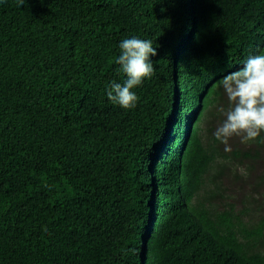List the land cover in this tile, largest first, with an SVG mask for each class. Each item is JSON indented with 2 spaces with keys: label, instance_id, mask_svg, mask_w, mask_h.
Returning <instances> with one entry per match:
<instances>
[{
  "label": "trees",
  "instance_id": "obj_1",
  "mask_svg": "<svg viewBox=\"0 0 264 264\" xmlns=\"http://www.w3.org/2000/svg\"><path fill=\"white\" fill-rule=\"evenodd\" d=\"M260 54L264 0H0V264H264V132L201 127Z\"/></svg>",
  "mask_w": 264,
  "mask_h": 264
},
{
  "label": "clouds",
  "instance_id": "obj_2",
  "mask_svg": "<svg viewBox=\"0 0 264 264\" xmlns=\"http://www.w3.org/2000/svg\"><path fill=\"white\" fill-rule=\"evenodd\" d=\"M26 0H17L21 7ZM120 54L115 63L126 75L123 84L111 82L106 90L108 100L124 109L134 108L139 97L133 91L145 78L154 72L151 57L157 55L151 40L131 37L119 44ZM221 86L227 95L230 107L222 108L225 119L214 132V137L231 151L228 141L240 136L244 141L255 140L264 132V54L250 56L239 70L226 75Z\"/></svg>",
  "mask_w": 264,
  "mask_h": 264
},
{
  "label": "rangeland",
  "instance_id": "obj_3",
  "mask_svg": "<svg viewBox=\"0 0 264 264\" xmlns=\"http://www.w3.org/2000/svg\"><path fill=\"white\" fill-rule=\"evenodd\" d=\"M223 96L226 99L223 100V102L220 104V106L216 110V112H215V116L216 117L215 118H212V117L209 116V119H210L209 124H208V121L203 122L202 125H201L202 130H206L207 128H210L212 130V132L214 133L216 131V129L222 124V122L226 118L225 115H224V112H222L221 109L223 108L224 111H227L226 108L227 107L229 108V106H228L229 101H228V98H227V95L225 94V92L223 93ZM260 169L263 170L264 167H262ZM251 185H252V183H251ZM248 191H249V189L246 188L244 192H248ZM227 201L234 202L235 203V208H239L241 206L240 203H239V201H237L234 198H228ZM223 202H226V200H223Z\"/></svg>",
  "mask_w": 264,
  "mask_h": 264
}]
</instances>
